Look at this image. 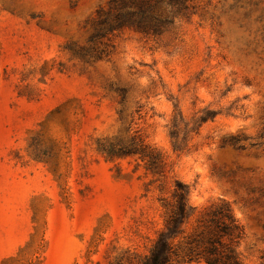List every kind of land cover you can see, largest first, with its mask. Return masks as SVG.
Segmentation results:
<instances>
[{"label": "rangeland", "instance_id": "rangeland-1", "mask_svg": "<svg viewBox=\"0 0 264 264\" xmlns=\"http://www.w3.org/2000/svg\"><path fill=\"white\" fill-rule=\"evenodd\" d=\"M107 1L0 0V264H138L175 181L199 209L229 202L243 263L264 264V0H192L162 36L126 30L89 64L68 49ZM132 138L164 177L98 152Z\"/></svg>", "mask_w": 264, "mask_h": 264}, {"label": "trees", "instance_id": "trees-1", "mask_svg": "<svg viewBox=\"0 0 264 264\" xmlns=\"http://www.w3.org/2000/svg\"><path fill=\"white\" fill-rule=\"evenodd\" d=\"M191 1L108 0L87 21L90 35L86 44L68 50L86 63L100 62L109 57L113 40L126 30L145 37L162 36L177 16L188 11ZM215 116L214 112H203L190 132H197ZM180 136L181 129L175 120L169 137L176 153L186 149V136L182 140ZM98 152L107 160L138 157L152 175H165L163 155L144 145L141 139L132 138L128 145L101 144ZM160 203L165 213L164 226L138 264H244L239 247L245 239V229L236 219L229 202L219 199L199 209L190 203V187L175 181L170 200L162 198ZM41 263L38 260L36 264ZM115 264L124 262L121 259Z\"/></svg>", "mask_w": 264, "mask_h": 264}]
</instances>
